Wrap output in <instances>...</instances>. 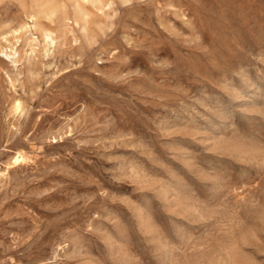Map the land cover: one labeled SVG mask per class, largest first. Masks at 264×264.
<instances>
[{"label": "rangeland", "instance_id": "rangeland-1", "mask_svg": "<svg viewBox=\"0 0 264 264\" xmlns=\"http://www.w3.org/2000/svg\"><path fill=\"white\" fill-rule=\"evenodd\" d=\"M0 264H264V0H0Z\"/></svg>", "mask_w": 264, "mask_h": 264}, {"label": "bare ground", "instance_id": "bare-ground-1", "mask_svg": "<svg viewBox=\"0 0 264 264\" xmlns=\"http://www.w3.org/2000/svg\"><path fill=\"white\" fill-rule=\"evenodd\" d=\"M18 158V157H17Z\"/></svg>", "mask_w": 264, "mask_h": 264}]
</instances>
